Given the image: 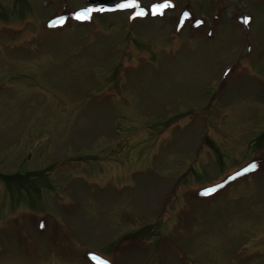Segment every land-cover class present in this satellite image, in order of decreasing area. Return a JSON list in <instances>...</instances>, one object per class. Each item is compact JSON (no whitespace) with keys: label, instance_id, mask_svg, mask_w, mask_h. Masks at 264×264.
Listing matches in <instances>:
<instances>
[{"label":"rangeland","instance_id":"374dc122","mask_svg":"<svg viewBox=\"0 0 264 264\" xmlns=\"http://www.w3.org/2000/svg\"><path fill=\"white\" fill-rule=\"evenodd\" d=\"M117 1L0 0V264H264V0Z\"/></svg>","mask_w":264,"mask_h":264},{"label":"snow or ice","instance_id":"6c2138e0","mask_svg":"<svg viewBox=\"0 0 264 264\" xmlns=\"http://www.w3.org/2000/svg\"><path fill=\"white\" fill-rule=\"evenodd\" d=\"M133 6V3H121L118 5L119 8L121 9H124V8H129V7H132ZM105 11L104 8H99V9H96V8H86L84 12H80V13H77V18L78 19H86V18H90V16L86 15V13H92L94 11Z\"/></svg>","mask_w":264,"mask_h":264},{"label":"water","instance_id":"95a60500","mask_svg":"<svg viewBox=\"0 0 264 264\" xmlns=\"http://www.w3.org/2000/svg\"><path fill=\"white\" fill-rule=\"evenodd\" d=\"M89 1H91V2L99 1V2H102V3H106V2H110V1H114V0H89Z\"/></svg>","mask_w":264,"mask_h":264},{"label":"trees","instance_id":"16d2710c","mask_svg":"<svg viewBox=\"0 0 264 264\" xmlns=\"http://www.w3.org/2000/svg\"><path fill=\"white\" fill-rule=\"evenodd\" d=\"M15 177V176H14Z\"/></svg>","mask_w":264,"mask_h":264}]
</instances>
